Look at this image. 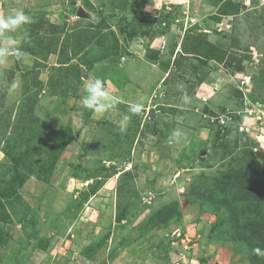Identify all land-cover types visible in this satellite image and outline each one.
<instances>
[{"label": "rangeland", "instance_id": "obj_1", "mask_svg": "<svg viewBox=\"0 0 264 264\" xmlns=\"http://www.w3.org/2000/svg\"><path fill=\"white\" fill-rule=\"evenodd\" d=\"M215 1L205 15L198 0H0V18L32 19L0 30V47L15 41L0 63V173L30 135L72 136L53 170L33 153L1 199L0 264L252 263L218 202L243 193L228 185L241 169L264 172V0ZM95 79L120 98L103 114L82 103Z\"/></svg>", "mask_w": 264, "mask_h": 264}, {"label": "trees", "instance_id": "obj_2", "mask_svg": "<svg viewBox=\"0 0 264 264\" xmlns=\"http://www.w3.org/2000/svg\"><path fill=\"white\" fill-rule=\"evenodd\" d=\"M233 10L237 11L238 9L234 7ZM32 130L34 131V129ZM41 132L44 133L43 130H41ZM39 133L40 132H38V134ZM21 134L22 133L19 132L18 136ZM38 134L30 135L27 138L26 148L24 150H18L15 155L12 153L9 154L11 162L0 173V220H2V218L6 219V216L3 215V213H6V209L1 199L12 196L17 191L18 185H22L28 178V175L33 174L35 171L34 169L36 168L38 160L34 162L32 159L33 153L38 154L47 151L46 153L49 155L47 171L53 170L60 154L70 144V139L72 137L69 135V127L65 129L61 128L57 134L53 133L51 142L44 139L36 142L35 140H37L36 137ZM45 139H50V135ZM45 145L46 147H44ZM16 147H18V143L15 140L13 151ZM19 168L25 169L26 172H22ZM253 168L254 164H251L249 167L241 169L239 172L241 180L233 178L232 181L228 182V185L230 184L233 189L240 187L243 193L240 191L235 196L226 194L225 198L219 200L218 206L223 208L229 216L232 233L235 239L241 238V240L248 242L253 250L251 264H264V210L258 208L260 206L258 200L264 201V196L251 194L255 190H259L264 195V184L259 180V178L264 177V172L262 171L263 174L258 175L257 178L249 176L248 171ZM42 170H46V167H43ZM8 184L10 188L5 186ZM210 203L215 204L217 201L211 199ZM154 216L157 217L155 221L159 223L158 225H162V222L170 220V214L166 212L156 211ZM124 217L125 213L123 210L119 209L116 218L117 221H122ZM225 221H222V224H224ZM212 230H214V226ZM257 249L259 252H257Z\"/></svg>", "mask_w": 264, "mask_h": 264}, {"label": "clouds", "instance_id": "obj_3", "mask_svg": "<svg viewBox=\"0 0 264 264\" xmlns=\"http://www.w3.org/2000/svg\"><path fill=\"white\" fill-rule=\"evenodd\" d=\"M32 19L22 10H17L6 17L0 18V30L14 32L21 28L23 25L31 23ZM15 46V41L9 39L5 47H0V63H3L8 55L9 50ZM17 55H20L19 53ZM86 95L82 98L83 107L97 114H103L110 108L115 107L120 103V98L113 95L106 84L101 79H95L87 83L86 85ZM143 109V105L139 102L130 103L128 110L132 114H140ZM130 121V116L125 115L118 122V129L121 133L127 131L128 123ZM181 132L176 130L169 137L168 143L173 144L178 142L181 137ZM257 252L259 250L257 249Z\"/></svg>", "mask_w": 264, "mask_h": 264}, {"label": "crops", "instance_id": "obj_4", "mask_svg": "<svg viewBox=\"0 0 264 264\" xmlns=\"http://www.w3.org/2000/svg\"><path fill=\"white\" fill-rule=\"evenodd\" d=\"M199 3H196V5L199 7H202L200 9V11L203 13V14H208V13H214V12H217V8H218V5H220V1H219V4L217 5V2L215 0H208L206 2V0H198ZM214 4V5H213ZM197 11V9H196Z\"/></svg>", "mask_w": 264, "mask_h": 264}, {"label": "water", "instance_id": "obj_5", "mask_svg": "<svg viewBox=\"0 0 264 264\" xmlns=\"http://www.w3.org/2000/svg\"><path fill=\"white\" fill-rule=\"evenodd\" d=\"M78 14H79V16H84L83 15V10L80 9L79 12H78Z\"/></svg>", "mask_w": 264, "mask_h": 264}]
</instances>
